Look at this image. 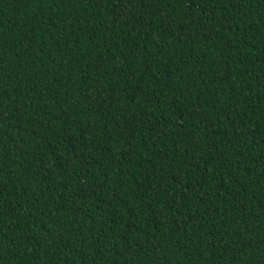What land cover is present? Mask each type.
I'll return each instance as SVG.
<instances>
[{"label": "trees", "instance_id": "16d2710c", "mask_svg": "<svg viewBox=\"0 0 264 264\" xmlns=\"http://www.w3.org/2000/svg\"><path fill=\"white\" fill-rule=\"evenodd\" d=\"M0 264H264V0H0Z\"/></svg>", "mask_w": 264, "mask_h": 264}]
</instances>
